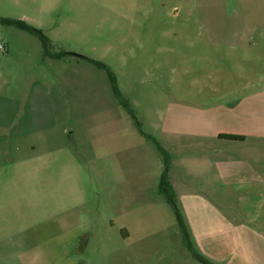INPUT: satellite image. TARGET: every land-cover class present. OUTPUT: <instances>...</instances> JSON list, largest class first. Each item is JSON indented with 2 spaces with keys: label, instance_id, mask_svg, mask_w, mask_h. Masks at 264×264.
<instances>
[{
  "label": "rangeland",
  "instance_id": "obj_1",
  "mask_svg": "<svg viewBox=\"0 0 264 264\" xmlns=\"http://www.w3.org/2000/svg\"><path fill=\"white\" fill-rule=\"evenodd\" d=\"M251 4L0 0V17L70 54L45 58L36 37L0 25L9 48L0 51V264H59L49 240L66 230L70 264H200L159 184L167 173L184 223L193 199L220 206L223 192L200 184L220 154L196 153L191 142L222 128L224 101L264 92V77L247 74L255 58L264 66L263 44H208L247 39L238 9ZM72 54L105 64L133 114L104 70ZM153 141L170 156L168 172ZM73 233L86 234L84 246Z\"/></svg>",
  "mask_w": 264,
  "mask_h": 264
},
{
  "label": "crops",
  "instance_id": "obj_2",
  "mask_svg": "<svg viewBox=\"0 0 264 264\" xmlns=\"http://www.w3.org/2000/svg\"><path fill=\"white\" fill-rule=\"evenodd\" d=\"M247 1L252 4L238 9L241 19L237 25L240 31L247 33V39L240 40L233 46L226 41H222L221 45L216 41H209L210 46L215 44L216 47L227 49L238 47L249 52L264 45V40L257 43L251 40L252 34L256 32L264 36V0H244V3ZM4 46L8 53V44L5 43ZM254 60L248 67V76L264 77V66ZM239 88L237 87V92H243ZM263 93L259 89L248 97L243 93L242 97L230 102L224 101L222 128L213 131L211 138H195L191 142V148L196 153H203L205 150L207 154L218 153L221 157L213 163L215 175L210 173L200 183L207 191L223 192L220 206L205 199H193L190 202V213L184 219L196 249L216 264H264V103L259 97ZM221 135L243 139H224L220 138ZM208 143L209 146L206 145ZM179 173L182 175L180 171ZM217 207H221V210ZM197 208L201 212L206 208V213L197 214ZM74 235L78 236L84 246L86 234L73 233L72 236ZM70 236L71 231L66 230L49 240L53 255H62L61 260L57 259L61 264H70ZM125 236L128 238L127 233ZM55 261L56 259L51 262ZM79 262L76 258L73 264Z\"/></svg>",
  "mask_w": 264,
  "mask_h": 264
},
{
  "label": "trees",
  "instance_id": "obj_3",
  "mask_svg": "<svg viewBox=\"0 0 264 264\" xmlns=\"http://www.w3.org/2000/svg\"><path fill=\"white\" fill-rule=\"evenodd\" d=\"M0 25L5 26V27H13L15 29H18L20 31L26 32L34 37H36L42 46V52L43 56L45 58H50L52 60H61L67 55H70L69 53L66 52H53V46L51 45V42L45 37L43 32L41 30H38L28 23H26L23 20H16V19H10V18H2L0 17ZM81 59H84L88 61L90 64H92L94 67L104 70L106 72V75L108 77V81L111 85L112 92L115 95L117 101L119 104L127 111L129 114H133V111L127 102L125 98L121 95L117 85H116V80L113 75V73L109 70V68L96 60H92L89 58L81 57ZM220 138L224 139H232V140H242V137L238 136H227V135H221ZM151 139V138H150ZM154 144L157 146V149L159 153L161 154V157L163 159L164 166L166 167V170L168 172V166H169V161H170V156L162 149L160 146L157 145L155 141H153ZM159 193L166 199L167 203L171 206L173 213L175 215L177 224L180 228V232L183 237V242L186 247V249L189 251V253L192 255L195 261H197L200 264H216L205 257H203L196 249L195 245L192 242V239L190 237V234L187 230V227L183 221V217L181 216L180 212L176 208L175 204V197H174V192L173 189L168 181L167 178V173H165L161 179H160V184H159Z\"/></svg>",
  "mask_w": 264,
  "mask_h": 264
},
{
  "label": "built area",
  "instance_id": "obj_4",
  "mask_svg": "<svg viewBox=\"0 0 264 264\" xmlns=\"http://www.w3.org/2000/svg\"><path fill=\"white\" fill-rule=\"evenodd\" d=\"M0 51L5 52V46L3 44L0 45Z\"/></svg>",
  "mask_w": 264,
  "mask_h": 264
},
{
  "label": "water",
  "instance_id": "obj_5",
  "mask_svg": "<svg viewBox=\"0 0 264 264\" xmlns=\"http://www.w3.org/2000/svg\"><path fill=\"white\" fill-rule=\"evenodd\" d=\"M72 56L77 57V58H81L82 56L78 55V54H72Z\"/></svg>",
  "mask_w": 264,
  "mask_h": 264
}]
</instances>
